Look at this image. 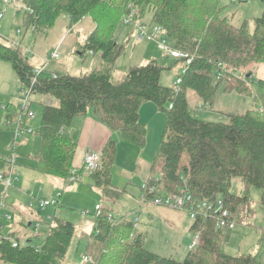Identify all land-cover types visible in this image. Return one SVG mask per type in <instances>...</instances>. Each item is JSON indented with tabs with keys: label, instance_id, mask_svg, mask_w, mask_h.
<instances>
[{
	"label": "trees",
	"instance_id": "obj_1",
	"mask_svg": "<svg viewBox=\"0 0 264 264\" xmlns=\"http://www.w3.org/2000/svg\"><path fill=\"white\" fill-rule=\"evenodd\" d=\"M14 1L21 4L17 13L22 15L26 31L34 34H46L61 14L69 17L70 29L87 17L95 25L79 46V54L98 55L99 64L80 76L46 70L35 77L37 67L29 62L24 50L0 35V62L11 64L21 90L32 87V95L55 101L41 104L38 172L61 179L64 185L79 180L74 171L78 135L72 130L79 116L90 114L124 142L144 148L148 129L140 120V109L145 103H153L166 122L150 176L140 187L143 202L185 190L196 202L221 199L236 219L255 187L264 205V80L254 79L256 69L264 65V11L255 19L250 33L246 22L236 27L223 16L225 7L219 0ZM133 9H138L133 22L142 21L148 14L152 25L166 30L171 48L193 56L189 65L182 61L184 70L178 86L161 84L165 69L155 60L130 68L122 82H113L115 64L126 47L117 43L116 33L122 17ZM238 71L241 75L235 77ZM219 74L223 75L218 78ZM222 85L226 92L253 98L258 108L226 114L218 120L197 118L189 106L188 92L198 95L202 108L214 111ZM18 118L25 128L29 118L23 108L0 104V123ZM100 153V166L89 172V177L105 198L116 203L128 193V186L118 188L113 183L116 141L110 139ZM236 177L245 185L241 196L231 192ZM100 211L94 215V232L86 243V255L91 257L86 264H264V232L255 253L230 256L222 252L224 231L216 229L214 219L198 215L190 233L199 232L202 243L189 250L183 261H177L147 250L143 235L134 231L133 221H117L110 209ZM40 232V243L29 240L23 245L14 234L0 237V264H63L75 235L74 224L54 214L48 229Z\"/></svg>",
	"mask_w": 264,
	"mask_h": 264
},
{
	"label": "rangeland",
	"instance_id": "obj_2",
	"mask_svg": "<svg viewBox=\"0 0 264 264\" xmlns=\"http://www.w3.org/2000/svg\"><path fill=\"white\" fill-rule=\"evenodd\" d=\"M219 1L220 5L225 7L223 16L228 17L233 25L240 27L243 22H246L249 32L254 31L255 19L260 17L264 11V4L261 0ZM15 2L12 1L7 4L5 0H0V15L3 14V18L0 19V35L5 38V42L8 40L19 43L32 65L45 64V60L50 59L56 51L60 54V59L51 61L52 63L48 65L51 70L80 76L92 72L99 64L98 55H92L91 52L85 56L79 54V46L85 43L89 30H93L95 26L91 17L85 18L86 20L83 19L84 21L79 26L70 29L69 17L66 14H61L46 34H34L31 30L26 31L22 15L17 13L21 4ZM127 16L122 17L115 37L118 44H125L126 47L115 64L113 82L116 84L122 82L130 68L155 60L165 69L161 75V84L168 87L174 86L175 81L184 70V63L182 60L178 61L172 58L167 51L161 48L162 42H166L170 46L166 35L156 34L155 40L150 37V39H140L139 29L135 26L146 28L151 35L154 33L152 27L155 25L150 23L148 14L137 23L133 22V19L131 23H127L125 20ZM183 52L189 54L187 51ZM235 74L238 77L241 75L239 71ZM254 79L264 80V65L256 69ZM17 82V74L11 64L0 62V100L5 105L13 104L20 110L24 105V100L19 94L21 88H19L18 93ZM223 87L224 85L217 94L215 109L229 113H242L248 109L258 108V103L253 98H247L237 92H226ZM8 91L10 93L15 92V94L11 96L7 94ZM187 99L197 118L202 120L219 119L220 116L215 113L214 109V111H210L201 107L202 101L195 92L189 91ZM48 102L55 104L51 98L37 94L31 96L29 106L35 110L36 118L27 121L26 129L32 130V133L22 132L21 136L16 139L17 145L14 150V121L11 128L7 127L4 120L0 123V175L9 174L12 160H14L13 169L18 178H20L19 173L22 172L31 174L29 169L34 168L38 172L36 154L40 151L38 130L41 121V104ZM205 112L211 113L210 115L213 116L206 115ZM141 121L147 124L148 129L145 150L114 138L117 142V160L112 169L113 183L118 188L128 186L130 195H122L116 203L111 202L103 196L101 189L92 183L91 178L88 177L89 172L86 170L84 171L85 176L80 182L74 186H61L59 188L57 186L59 184L55 186L52 183V181H56L55 177L33 172L34 175L31 174L33 178L30 182L34 188L32 192L37 198L54 201L57 206L47 207L39 214L37 201L31 200L29 195L24 196L22 192L25 191L20 184L17 185L20 192L12 187L9 188L10 192L8 193L2 185L0 186V199L3 201L0 203H4L0 209V233L6 236L14 225L16 234L23 237L24 229L22 226L29 223H34L35 226L38 221H41V223L39 222L41 231L45 232L49 226V219L55 214L59 219L69 221L75 226V235L63 264H84L83 257L87 254L86 243L95 228L96 207L101 206L106 211L110 209L112 211L111 216L117 221L123 218L134 221L137 217L139 223L134 231L143 235L144 246L147 250L164 257L174 258L177 261H183L189 252L188 247L192 241L190 227L193 220L188 212L164 205H156L148 201L141 202L139 196V187L143 183L141 179L142 168L155 155L166 118L150 103L142 109ZM36 177H41L43 183L40 184L36 181ZM130 182L131 185H129ZM40 185L44 188L43 192L39 191ZM244 189L245 185L241 178H233L231 192L241 196ZM11 193H16V196L10 197ZM261 197L258 188L252 187L250 189L249 202L243 204L236 214L235 228L224 231L225 240L222 244L224 254L239 257L257 251L258 242L264 232V205L261 202ZM31 202H33L32 205ZM15 203L16 205H14ZM33 229L32 225L26 228L28 236H34L35 230L33 231ZM34 240L36 242V239Z\"/></svg>",
	"mask_w": 264,
	"mask_h": 264
},
{
	"label": "built area",
	"instance_id": "obj_3",
	"mask_svg": "<svg viewBox=\"0 0 264 264\" xmlns=\"http://www.w3.org/2000/svg\"><path fill=\"white\" fill-rule=\"evenodd\" d=\"M14 1V0H12ZM12 1L5 0L7 4H10ZM237 1V0H236ZM241 1H246V0H241ZM137 13L134 9L132 12L127 16L125 19L127 23H131L132 19ZM3 18V14L0 15V19ZM136 28L139 29V38L144 39V38H151L155 40L156 34H161L166 35V30L160 26H154L152 27L153 34H149L146 30V28L142 26H135ZM19 32V31H18ZM149 38V39H150ZM10 42V41H9ZM13 46H19V43L17 42H10ZM161 48L164 51H167L170 56L176 60H182L185 61L186 65H189L192 61L191 55L188 53H185L183 51L173 49L170 46L167 45L166 42L161 43ZM60 59V54L56 51L51 55V58L48 60H45V64H43L40 67H37L34 71L35 77H38L42 75L45 71L46 68H48V65L51 64L52 60H59ZM226 73H230L228 71H225ZM223 74H219L218 78H220ZM235 77H238L236 74H234ZM55 77V75H53ZM36 82V78L33 80L32 84ZM181 83V78L178 77V79L175 81V86H178ZM21 96L24 100V105L22 106L23 110L26 112L27 116L29 119H35L36 118V112L31 109L30 105V100L32 96V87H27L23 88L21 90ZM49 103V102H48ZM13 121H8V127L11 128ZM15 123V128L14 130V135H15V141L13 143V150L15 149L17 143L16 139H18L22 132L24 133H32V130L26 129V127H22V119L18 118ZM101 163V153L99 152H89L85 155L84 157V169L88 172H93L96 171ZM11 168L9 171V174H2L0 175V184L4 185L6 188H9L13 185L14 181V174H13V166H14V160L11 161ZM151 192H155V189H151ZM32 200L34 201L33 195H31ZM143 201H145V198H142ZM151 202H153L156 205H164L168 206L174 209L178 210H183L188 212L192 220H196L198 215H202L206 218H212L215 221V227L217 230L221 231H226V230H233L236 225V220L233 214L229 211V209L226 208L224 205L223 201L221 199H218L216 201H202V202H196L193 201L191 196L185 192V190H182L180 193L176 194H164L160 196L154 197ZM33 202H31L32 205ZM38 206L41 211H44L47 207L50 206H56V203L54 201H49L46 199L43 200H38ZM3 207V203H0V208ZM101 207L97 206L96 207V214H100ZM135 223V226L139 223V219L136 217L135 220L133 221ZM40 228V225H36V230ZM202 243V238L201 234L199 232H196L195 234L192 235V241L188 247L189 250H194L198 246H200ZM17 245V244H15ZM84 264L88 263L91 261L90 255H85L83 257Z\"/></svg>",
	"mask_w": 264,
	"mask_h": 264
},
{
	"label": "crops",
	"instance_id": "obj_4",
	"mask_svg": "<svg viewBox=\"0 0 264 264\" xmlns=\"http://www.w3.org/2000/svg\"><path fill=\"white\" fill-rule=\"evenodd\" d=\"M84 20H86V19H84ZM84 20H82L81 22H83ZM81 22L79 24H77L76 26H79L81 24ZM90 28H91V26H90ZM91 31L89 30V33ZM40 66H42V64L39 65V66L37 65L36 67H40ZM46 70H49L50 71L51 69L46 68ZM17 79H18V77H17ZM16 86L18 87V93H19V90H20L19 88H21V85L19 83V80H18ZM7 94L13 96L15 94V92L10 93L8 91ZM0 104L5 105V103L4 102H1V100H0ZM147 104H150V103H145L141 107V109H140V120H141V112H142V109ZM151 104H153V103H151ZM156 109H157V107H156ZM214 110H215V113H218L219 114V116H223V115H226V114H230L229 112H223V111H220V110L215 109V106H214ZM158 112H159V110H158ZM205 114L206 115H208V114L210 115L211 113H206L205 112ZM210 116H213V115H210ZM5 122H6V125H7L8 122L7 121H5ZM141 122H143V121H141ZM143 123H145V122H143ZM7 127H8V125H7ZM72 130H73L74 133H76L78 135V148H77V152H76V156H75V161H74V171L76 172V174H78L79 180L77 182L73 183V184L64 185V183H63V181L61 179L56 178V181H52V183L55 186L57 184H59V185H57L58 188L61 187V186L62 187L63 186L64 187L65 186H74L76 183H78V182L81 181V179L85 176L84 175V171H85L84 170V157H85V155L87 153H89V152H99L100 153L102 151V149L104 148V146L106 145V143L110 139H114L115 137L117 138L115 140H122L118 134L115 135V133L112 132L107 126H105L104 124H102L99 121H97L96 119H94L90 114L89 115H86V116L76 117L74 119V121H73ZM127 144H129V143H127ZM130 145H132V144H130ZM133 146H135V145H133ZM146 147H147V144H146V146L144 148H142V150H145ZM153 157H152V160L149 161V162H146L144 164V167L142 168L143 169L142 172H141V179L143 180L142 186L146 183L147 179L150 176L151 165H152ZM36 160H37V157H36ZM116 160H117V158H116ZM115 164H116V161H115ZM29 170H31L30 172L33 175H34L33 172H37L34 168L33 169H29ZM37 173L38 174H42L40 172H37ZM13 174H14L13 185L11 187H9V188H12L13 187V188L17 189L20 192V188L17 187V185L20 184V186H22L23 190L25 191V192H22L23 195L24 196H26V195L28 196L29 195V198H31V195H33L34 201H37V204H38V200H40V198H37L35 196V193L32 192V190L34 188H33V184L30 183L31 180H32V178H33V176L30 173L22 172V173H19L20 174V178H18L17 177L18 175L16 176V171L14 169H13ZM42 175H45V174H42ZM47 176H49V175H47ZM88 177H89V175H88ZM50 180H54V179H50ZM36 181H38L40 184L43 183L41 177H36ZM54 182H56V183H54ZM0 186H2V184H0ZM4 188H5V191H7V193L10 192L9 188H6L5 186H4ZM43 190H44L43 186L40 185L39 191L43 192ZM127 194L130 195V192H128ZM14 195L16 196V193H11V196L10 197H13ZM139 196H140V199H141V202H142V191H141V188L140 187H139ZM19 198H21L20 195H19ZM31 200H32V198H31ZM41 200H43V199H41ZM0 201H3V200L0 199ZM5 203H6V201H5ZM16 203H18V202H16ZM16 203L14 205H16ZM151 203H153V202H151ZM6 205H8V204H6ZM38 208H39V206H38ZM39 214H41V210H40ZM8 219H10V217H8ZM39 222L41 223V221L36 222V223H38L40 225V228L38 230H36V225L37 224L34 226V223L25 224V225L22 226V228L24 229V233H23V235H24L23 237L24 238L16 234V230H15L14 225L9 230V232H8V234L6 236H9V235L14 234L15 239H19L20 240V243L23 244V245L26 244V243H28L29 240H34V239H36V242L35 243H40L43 238L38 237V236H40V233H41L40 232L41 224ZM31 225L34 227L33 231L35 230L33 232L34 233V236L33 237L28 236V231H26V228L28 226H31ZM6 236H3L0 233V237H6Z\"/></svg>",
	"mask_w": 264,
	"mask_h": 264
},
{
	"label": "water",
	"instance_id": "obj_5",
	"mask_svg": "<svg viewBox=\"0 0 264 264\" xmlns=\"http://www.w3.org/2000/svg\"><path fill=\"white\" fill-rule=\"evenodd\" d=\"M248 77H249V75H248Z\"/></svg>",
	"mask_w": 264,
	"mask_h": 264
}]
</instances>
